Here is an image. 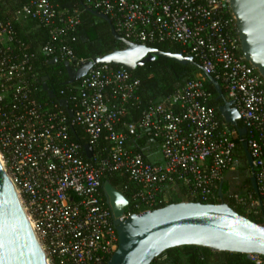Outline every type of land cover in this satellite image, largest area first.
Masks as SVG:
<instances>
[{
	"label": "built area",
	"instance_id": "obj_1",
	"mask_svg": "<svg viewBox=\"0 0 264 264\" xmlns=\"http://www.w3.org/2000/svg\"><path fill=\"white\" fill-rule=\"evenodd\" d=\"M54 1L30 0L14 20L0 18V161L48 264L111 260L119 237L103 191V178L110 174L124 172L140 187L134 198L141 212L126 215L157 209L178 186L204 202L216 198L239 160L241 138L210 106L207 75L225 86L227 100L234 102L241 127L248 131L245 140L264 204V79L242 55L230 0H82L108 15L126 40L178 44L202 66L195 79L165 103L151 106L139 123L125 124L129 105L139 102V82L124 67L101 66L88 73L71 96L72 120L59 106L35 98V56L18 39L14 22L38 21L51 38L42 54L75 64L69 43L75 41L81 20L76 11L57 10ZM70 121L85 131L94 151L105 132L108 156L94 153L92 160L83 159L82 148L71 140ZM143 137L159 141L160 162H149L133 150ZM234 198L264 221L256 193ZM248 257L253 264H264V256Z\"/></svg>",
	"mask_w": 264,
	"mask_h": 264
},
{
	"label": "water",
	"instance_id": "obj_2",
	"mask_svg": "<svg viewBox=\"0 0 264 264\" xmlns=\"http://www.w3.org/2000/svg\"><path fill=\"white\" fill-rule=\"evenodd\" d=\"M81 5L87 12L108 22L115 40L120 42L123 48L83 61L75 69L70 62H66L68 85L81 82L99 65L124 67L133 73L160 58L202 70V66L190 54H184L182 51L163 52L148 45L126 40L118 34L108 15L89 8L84 2H81ZM229 5L237 22L242 55L264 79V0H230ZM58 62V58L51 61L52 64ZM206 80L215 88L217 100L223 101V106L219 108L222 118L239 132L250 169L252 188L259 197L260 207L263 208L253 158L245 140L248 131L240 126L241 116L234 107V102L227 100L221 83L208 75ZM47 81L48 77L43 78L44 90L51 99L58 101L59 106L72 120L74 110L70 102L58 99L57 94L49 89ZM70 129L75 130L73 125ZM84 150L87 159L92 160L94 148L87 144ZM103 191L119 237L118 249L108 264H152L166 251L183 246L206 248L217 253L264 256V225L257 224L230 207L225 201L222 186L219 188L220 204L186 201L131 215H126L130 201L122 192L109 182L104 184ZM0 264H48L46 253L1 161Z\"/></svg>",
	"mask_w": 264,
	"mask_h": 264
},
{
	"label": "trees",
	"instance_id": "obj_3",
	"mask_svg": "<svg viewBox=\"0 0 264 264\" xmlns=\"http://www.w3.org/2000/svg\"><path fill=\"white\" fill-rule=\"evenodd\" d=\"M30 0H0V18L14 20L15 13L22 9L29 3ZM82 0H55L54 4L57 10L60 11H76L80 17L81 24L78 27L76 33L72 38L75 41H70V46L76 56L77 62L72 64V68L75 69L81 61H88L95 57H100L106 53H109L115 49H122L123 45L117 42L112 34L111 26L108 22L92 15L87 12L81 5ZM15 28L17 31L18 39L25 44L26 51L30 55H34L35 59L33 64L35 69L39 73L38 78V91L35 93V98L42 103H48L50 105H57L58 101L51 99L47 91L44 90L43 78L48 77L47 84L50 90H53L58 99H66L70 102L71 108H74V104L71 101V96L76 93L79 83L68 85L69 75L65 61L59 60L58 63L52 64V59H47L42 54V49L50 42V33L47 28L41 25L35 20L15 21ZM163 52H183L184 49L174 43H164L151 45ZM184 54L188 52L184 51ZM102 65L96 66L99 68ZM200 69L194 66H184L178 62L172 61L166 58H160L159 60L145 65L136 72H133V76L138 80L139 86L137 96L139 102L137 104L129 105L128 114L122 119L125 123H139L142 120L143 114L151 106L156 104L165 103L171 98L180 88H182L186 82L195 79L200 73ZM205 86L212 92L213 99L210 106L216 110L218 117L222 118L219 108L223 106L222 100H217L218 94L215 88L207 81ZM223 86V85H222ZM223 90L226 94L225 86ZM64 92V94H62ZM111 93L109 92V96ZM60 107V106H59ZM61 108V107H60ZM63 109V108H62ZM69 125L74 126V131L70 129L71 140L78 144L81 148L82 158L87 160L84 147L89 144V136L85 131L74 124L73 121L69 122ZM240 126H242L240 122ZM136 147L133 150L136 153L144 155L145 159L152 163L147 155L146 150L152 149L155 146L160 150V143L157 140L149 139L148 137L140 138L135 141ZM239 145V159H242L244 163L243 175L245 177L243 182V189L249 193H254L250 180V169L248 167L247 158L242 147L241 139L238 142ZM110 143L107 139V134L104 132L98 146L95 147V153L102 158H106L109 154ZM161 152V150H160ZM162 155V154H161ZM162 159V156H161ZM160 162V161H159ZM247 175H249L247 177ZM106 182L111 183L115 188L122 192L130 201V206L127 208V212L138 213L141 210L135 208V194L139 191L140 187L133 184L128 174L124 172H116L103 178V184ZM178 196L182 200L201 202L203 204H220L221 200L217 192L216 198L209 202H204L198 198H194L189 195V192L185 186L176 187ZM223 194L225 201L239 214L250 218L257 224L264 225L263 219L255 214H248L242 206H239L235 201L234 196L227 197L228 188L223 187ZM174 192V193H175ZM105 197V196H104ZM175 203V202H172ZM164 203L158 208L165 207L168 204ZM152 264H253L249 257L243 254L235 253H217L206 248H200L196 246H183L166 251L163 255L157 258Z\"/></svg>",
	"mask_w": 264,
	"mask_h": 264
},
{
	"label": "rangeland",
	"instance_id": "obj_4",
	"mask_svg": "<svg viewBox=\"0 0 264 264\" xmlns=\"http://www.w3.org/2000/svg\"><path fill=\"white\" fill-rule=\"evenodd\" d=\"M151 148H152V150H149L151 152L150 156H152V154L156 153L158 150L155 146H152ZM160 157H161V153H159L157 156H155L154 158H151V159L154 161V160H158ZM235 167L238 170L237 172H240L243 175L244 163L242 162V159H239L237 161ZM248 176L249 175H247V177ZM232 177H234V180L232 181L230 188H228L227 197H232V196L235 197V195H238L243 189V188H240V183H241L240 178H237L238 176H236L235 173L232 174ZM175 191H177L176 188L170 189L168 191L166 202H168V203H172V202L180 203V202H186L187 201V200L180 199V197L178 196V193H177L178 191L177 192H175Z\"/></svg>",
	"mask_w": 264,
	"mask_h": 264
},
{
	"label": "crops",
	"instance_id": "obj_5",
	"mask_svg": "<svg viewBox=\"0 0 264 264\" xmlns=\"http://www.w3.org/2000/svg\"><path fill=\"white\" fill-rule=\"evenodd\" d=\"M149 150H152V149H148L146 150V155L151 159V158H154L155 156H157L160 152V150L158 149L156 153H153L152 156H150V151ZM149 154V155H148ZM153 161V160H152ZM159 162L161 161V157L158 159V160H154V162ZM237 168L234 167L231 171H229L227 174H226V177H225V180L224 182L220 185L222 186V190H223V187L225 188H230L231 184H232V181L234 180V177H232V174L235 173L236 176H238L237 178H240L241 180V183H240V188H243V182H244V175H242L240 172H237ZM223 192V191H222ZM246 193H249L247 190H242L239 194H246ZM224 195V194H223Z\"/></svg>",
	"mask_w": 264,
	"mask_h": 264
}]
</instances>
